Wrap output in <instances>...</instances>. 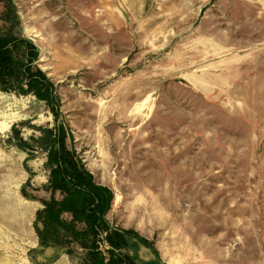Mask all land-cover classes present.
Segmentation results:
<instances>
[{
  "label": "rangeland",
  "instance_id": "1",
  "mask_svg": "<svg viewBox=\"0 0 264 264\" xmlns=\"http://www.w3.org/2000/svg\"><path fill=\"white\" fill-rule=\"evenodd\" d=\"M12 1L0 32L38 46L68 143L114 192L110 225L155 246L130 237L132 252L264 264V0ZM55 123L45 101L0 90V264H78L35 231L47 153L8 141Z\"/></svg>",
  "mask_w": 264,
  "mask_h": 264
},
{
  "label": "trees",
  "instance_id": "2",
  "mask_svg": "<svg viewBox=\"0 0 264 264\" xmlns=\"http://www.w3.org/2000/svg\"><path fill=\"white\" fill-rule=\"evenodd\" d=\"M9 6L15 15L12 0ZM39 53L38 46L22 33L0 32V90L35 95L46 102L56 119L54 126H38L39 134L29 138L14 126L8 138L30 156L37 149L47 153L46 187L51 197L42 200L43 206L36 211L34 227L39 245L61 248L76 257L78 264H167L158 258L140 259L132 252L129 238L155 250L154 244L134 229L110 225L107 215L114 192L96 181L77 149L68 143L71 134L60 119L57 86L39 67ZM21 190L29 196L25 186Z\"/></svg>",
  "mask_w": 264,
  "mask_h": 264
}]
</instances>
